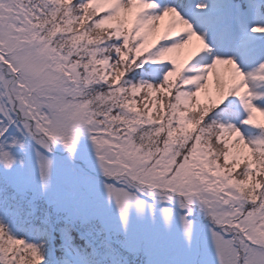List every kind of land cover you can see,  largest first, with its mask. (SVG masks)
I'll return each mask as SVG.
<instances>
[{"label":"snow or ice","instance_id":"6c2138e0","mask_svg":"<svg viewBox=\"0 0 264 264\" xmlns=\"http://www.w3.org/2000/svg\"><path fill=\"white\" fill-rule=\"evenodd\" d=\"M0 264H264V0H0Z\"/></svg>","mask_w":264,"mask_h":264}]
</instances>
